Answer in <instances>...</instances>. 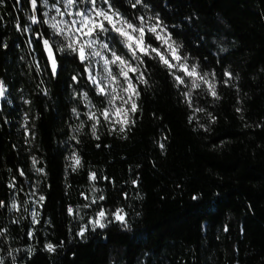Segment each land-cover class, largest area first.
Wrapping results in <instances>:
<instances>
[{"label":"trees","instance_id":"1","mask_svg":"<svg viewBox=\"0 0 264 264\" xmlns=\"http://www.w3.org/2000/svg\"><path fill=\"white\" fill-rule=\"evenodd\" d=\"M110 3L136 25L139 16L149 24L158 16L217 96L145 56L148 82L130 73L138 111L121 132L100 115L111 106L88 79L89 62L60 51L63 38L44 22L61 0H37L35 11L31 0H0V82L8 96L0 111V262L264 264V0ZM98 6L107 9L102 0ZM99 38L129 57L116 33ZM145 39L164 51L151 33ZM91 112L100 117L96 136ZM121 209L126 225L114 217ZM101 210L106 226L93 228Z\"/></svg>","mask_w":264,"mask_h":264},{"label":"snow or ice","instance_id":"2","mask_svg":"<svg viewBox=\"0 0 264 264\" xmlns=\"http://www.w3.org/2000/svg\"><path fill=\"white\" fill-rule=\"evenodd\" d=\"M91 8L87 11L80 10L75 13L68 11L67 13L57 7L55 4L52 8L56 10V15L52 16L50 19H46L44 22L49 24L53 33L63 38L62 42H57L60 51L68 50L78 57V59L83 63L85 61H90L92 58H99L97 63L102 62L103 71L105 76L97 79L96 76L92 74L91 63L87 67L88 79L97 86V92L100 95L109 97L108 103L111 107H108L101 111L100 115L103 119L113 126L119 125L120 131H126L127 128L134 124L132 117L138 111V106L136 103V98L139 97V91L137 90V85L132 81V74H136V79L140 83L147 84V79L145 78L142 66L144 64V57H150L158 59L159 62L169 69L170 72L178 70L191 78V86L193 88H200L201 83L208 85V90L213 97L217 96L215 89V84L208 79L207 74H201L198 70V65L193 64L189 66L187 57L182 56L180 53L181 45L177 44L176 41L172 40L171 34L167 32L166 27L162 25L159 21V17L155 18V23H147L144 16H139L137 19L140 21L139 25H136L129 21L126 17L121 15L119 11L113 8L110 0H102L103 4H107V9L98 6V0H89ZM47 4L48 0H44ZM77 3V0H65V8L72 9ZM143 3V0H136V3L132 6L135 7L136 4ZM31 6L33 11L36 10L37 0H31ZM147 7V5H145ZM68 16H78L79 19L71 20H57L56 17ZM45 17L48 13H44ZM33 24L37 23V18L35 15L29 17ZM153 18L149 17L148 20L151 21ZM107 25V26H106ZM19 28V25H17ZM109 32H114L120 38L121 43L127 49L129 57L126 58L123 54H119L115 49L111 48L108 42L102 41L99 38L101 33L107 34ZM147 33H151L156 40L160 41L165 47V51H161L159 47H153L151 44L146 42ZM43 45L46 50L48 59L51 63V69L53 74H55L57 69L56 56L53 50V45L48 39L43 40ZM105 52L110 53V57L105 54ZM116 66L119 71L117 74H113L112 67ZM215 75L214 73L212 74ZM228 77H231V73H225ZM123 77L125 84L121 85L117 77ZM73 79H76L73 77ZM107 80V84L104 81ZM175 80L178 84H184L185 80L183 76L176 75ZM121 91L126 94L121 95ZM4 89L3 84L0 82V95H3ZM186 96L190 97L189 93H185ZM85 100H87V94H84ZM121 101L120 106L116 105L117 101ZM128 105V107H125ZM75 112V109H73ZM197 111H202V109H197ZM240 111V109H237ZM115 117V119H113ZM90 120H94L95 123L92 125V134L96 136L97 125L100 123V117L96 115L95 112L88 114ZM83 127V125H81ZM115 130V127H113ZM99 139V137H96ZM161 148L164 147L163 144L160 145ZM74 160L73 170L80 166V158L78 156H73ZM35 163V159L33 160ZM42 171V169L40 170ZM23 175V172L20 173ZM91 180H96V174L92 173L90 175ZM106 179V178H105ZM135 183V181L133 182ZM40 201L45 198L43 196L39 197ZM103 199V197H101ZM196 199V197H193ZM2 206V202H0ZM13 209H18V205L13 203ZM69 213H72V209H68ZM123 210H119L114 213V217L117 221L122 224L127 223L126 214H122ZM35 216V213H33ZM106 212L101 210L98 212V218L92 221L93 228L100 227L104 228L106 225L103 222L106 218ZM227 230V229H225ZM84 231L82 230L79 235L83 236ZM46 249L49 252L55 251V246L51 243L46 245ZM2 264V262H0Z\"/></svg>","mask_w":264,"mask_h":264},{"label":"rangeland","instance_id":"3","mask_svg":"<svg viewBox=\"0 0 264 264\" xmlns=\"http://www.w3.org/2000/svg\"><path fill=\"white\" fill-rule=\"evenodd\" d=\"M87 7H83V6H79V4H75L74 6H73V8L72 9H66L65 8V0H61V4H58L57 5V7H59L61 10H63V11H65L66 13L68 12V11H71V12H73V13H75V12H77V11H80V10H84V11H87V10H89L92 6H91V4H90V2H89V0H87ZM55 10V9H54ZM56 15V10H55V13L53 14V15H51L48 19H50L52 16H55ZM56 19L57 20H61V19H64V20H71V19H79V17L78 16H75V15H73V16H68L67 14L64 16V17H60V16H57L56 17ZM152 23V22H151ZM150 23V24H151ZM162 47H163V50L166 52V49H165V47L162 45ZM99 58H92L90 61H88L89 63H91V70H92V74L94 75V76H96L97 77V79H100L101 77H103V76H105V73H104V71H103V65H102V62H100V63H97V60H98ZM87 62V61H86ZM88 73V72H87ZM104 83L105 84H107V80H105L104 81ZM95 85V84H94ZM96 86V85H95ZM97 87V86H96ZM7 89L5 88V99H7L8 98V96H7ZM121 95H124L125 96V99L127 98V96H126V94H124L122 91H121V93H120ZM120 104H121V101H117L116 102V105L117 106H120ZM125 107H128V105H125ZM113 119H115V117H113Z\"/></svg>","mask_w":264,"mask_h":264},{"label":"water","instance_id":"4","mask_svg":"<svg viewBox=\"0 0 264 264\" xmlns=\"http://www.w3.org/2000/svg\"><path fill=\"white\" fill-rule=\"evenodd\" d=\"M50 63V61H49ZM50 67H51V63H50ZM52 70V69H51ZM56 72H57V69H56ZM56 72H55V75H56ZM3 89H4V92H3V95H0V111L2 109V106H3V102L5 100V86L3 85Z\"/></svg>","mask_w":264,"mask_h":264}]
</instances>
